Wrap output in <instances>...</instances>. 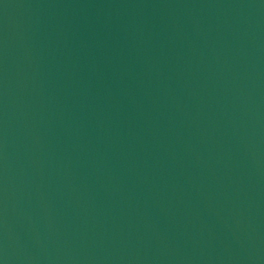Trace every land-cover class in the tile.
Masks as SVG:
<instances>
[{
  "label": "water",
  "instance_id": "obj_1",
  "mask_svg": "<svg viewBox=\"0 0 264 264\" xmlns=\"http://www.w3.org/2000/svg\"><path fill=\"white\" fill-rule=\"evenodd\" d=\"M0 264H264V0H0Z\"/></svg>",
  "mask_w": 264,
  "mask_h": 264
}]
</instances>
